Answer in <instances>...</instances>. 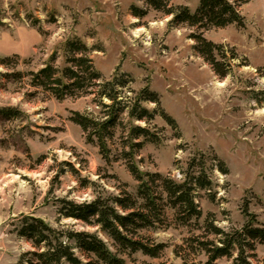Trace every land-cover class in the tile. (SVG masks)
Returning <instances> with one entry per match:
<instances>
[{
	"label": "rangeland",
	"instance_id": "obj_1",
	"mask_svg": "<svg viewBox=\"0 0 264 264\" xmlns=\"http://www.w3.org/2000/svg\"><path fill=\"white\" fill-rule=\"evenodd\" d=\"M169 2L192 12L198 7V0ZM137 9L145 16L136 17ZM240 11L244 27L204 32L206 39L226 47L227 57L237 55L231 74L221 79L195 50L189 37L196 29L170 24L172 17L145 0H0V264H30L27 253L36 249L19 235L25 217L56 229L95 232L61 218L59 201L81 203L123 190L135 194L138 187L127 160L120 158L121 130L110 141L112 153L106 160L71 121L72 112L99 115L93 96L59 101L31 84L29 74L45 67L53 55L56 67L66 66L64 45L73 38L95 49L91 57L104 80L117 72L128 74L132 88L148 85L175 119L176 129L156 116L151 128L162 141L136 152L140 171L182 181L189 161L204 154L214 181L215 201L204 191L198 194L199 221L181 226L168 209L163 227L143 232L167 245L162 255L139 252L125 256L128 264H206L195 239L205 237L207 217L213 215L215 224L227 231L240 229L246 223V202L264 224V102L256 98L264 91V0H251ZM144 105L156 109L153 103ZM215 157L225 162L228 174L217 169ZM249 255L252 264H264V244L257 243ZM217 264H233V258L223 257Z\"/></svg>",
	"mask_w": 264,
	"mask_h": 264
},
{
	"label": "trees",
	"instance_id": "obj_2",
	"mask_svg": "<svg viewBox=\"0 0 264 264\" xmlns=\"http://www.w3.org/2000/svg\"><path fill=\"white\" fill-rule=\"evenodd\" d=\"M251 0H198L194 12L188 6H173L169 0H145L156 11L172 17L170 24L187 25L196 29L190 39L196 42L195 50L211 65L221 78H227L232 72L234 52L227 57L228 51L204 37V32L230 25L244 27L245 19L240 7ZM134 15L138 18L146 12L138 9ZM90 48L79 38L68 40L64 45L65 63L62 69L50 62L37 72H31V84L41 88L59 101L67 98L93 96V103L100 110L99 115L72 112L71 121L78 125L86 135L88 143L98 146L100 154L109 160L112 141L121 130L120 158L127 160L129 171L138 181L135 194L127 190L117 195L99 194L95 199L75 202L66 199L59 201V215L63 219L81 222L87 228L97 231H78L73 228L56 229L40 219L25 217L21 223L19 235L29 239L36 249L27 253L30 264H128L125 256L142 253L158 258L167 248L143 234L144 231L163 227L167 222V210H172L175 221L181 226H189L199 221L203 212L197 202L199 192L204 191L209 199L215 201L212 194L214 181L208 173L204 154L194 156L182 171V181H177L161 173L142 172L134 163L136 152L147 143L160 144L159 131L151 128L156 116L162 117L171 127L177 128L175 119L161 108V99L157 92L147 85L140 90L132 88L134 80L126 73H115L111 80H104L94 66ZM6 64V60L2 61ZM20 76V74H18ZM263 103L264 91L256 94ZM153 103L155 110L144 104ZM137 122L146 123L145 126ZM217 169L228 174L224 161L214 158ZM94 185L93 183H90ZM243 214L246 223L240 229L227 231L215 224L213 215H209L203 227L205 237L195 239L197 250L207 257L206 264H217L223 257L233 258V264H252L250 261L256 244H264V224L249 211L245 203ZM104 234L113 242L111 248L99 235ZM208 236H215L210 240ZM78 252L82 256L78 255ZM182 264H189L184 261Z\"/></svg>",
	"mask_w": 264,
	"mask_h": 264
}]
</instances>
